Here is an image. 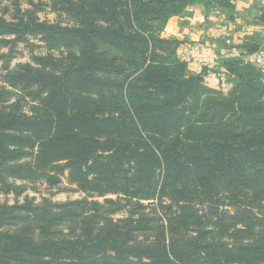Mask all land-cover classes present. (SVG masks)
<instances>
[{
	"label": "trees",
	"instance_id": "1",
	"mask_svg": "<svg viewBox=\"0 0 264 264\" xmlns=\"http://www.w3.org/2000/svg\"><path fill=\"white\" fill-rule=\"evenodd\" d=\"M195 4L234 18L232 0H0V193L67 173L85 194L0 201V264H264V81L242 58L261 39L212 88L163 36Z\"/></svg>",
	"mask_w": 264,
	"mask_h": 264
},
{
	"label": "crops",
	"instance_id": "2",
	"mask_svg": "<svg viewBox=\"0 0 264 264\" xmlns=\"http://www.w3.org/2000/svg\"><path fill=\"white\" fill-rule=\"evenodd\" d=\"M263 3L260 0H240L236 6L235 19L229 24L217 11L207 13L202 4H195L184 13L170 18L163 35L179 40L178 53L188 62L191 73L203 76L210 86L215 85L217 77L225 75L223 83L227 84L230 82L228 76L217 73L223 69L219 64L227 58L240 55L237 46L242 43L247 29L264 37V26L258 23L261 17L258 10ZM232 82L228 84L232 85Z\"/></svg>",
	"mask_w": 264,
	"mask_h": 264
},
{
	"label": "rangeland",
	"instance_id": "3",
	"mask_svg": "<svg viewBox=\"0 0 264 264\" xmlns=\"http://www.w3.org/2000/svg\"><path fill=\"white\" fill-rule=\"evenodd\" d=\"M263 1L264 0H260ZM233 4H234V18H231L230 15V9L226 8V7H221L219 9H215V10H211V11H217L218 15L224 19V22H228L229 21L235 19V14H236V6L237 3L240 2V0H232ZM208 13V11H206ZM258 13L261 15V17H259L258 19L260 21H258V23L263 24L264 26V3L259 7ZM259 15V16H260ZM39 16L42 18V20H50V21H63V22H67V19L62 16L61 14L54 12L51 8L49 7H45L44 10L39 12ZM254 24V23H253ZM250 28V27H249ZM164 31V30H163ZM248 32V33H247ZM247 32L244 33L245 37L242 40V42L246 39L248 40H253L255 39L254 36H258L259 39H261V49L258 50L257 52H254L251 55H245L248 57H242L243 59H245L246 61L251 62L253 65H255L262 73L261 78L264 81V37H262L261 34L256 33V32H249V30L247 29ZM260 35V36H259ZM164 36V35H163ZM262 37V38H261ZM34 42H36V44H38V46L36 48H34L35 52L38 53H46V48L45 45L37 40L34 39ZM241 44V43H239ZM31 47L26 46L25 43H20L19 47H18V52L16 57L12 60L11 65H17L19 63H25V62H31L32 61V55H31ZM2 65V62L0 61V67ZM219 65H221L223 67V69L217 73H221V74H225L224 72V61H222V64L220 63ZM219 70V69H217ZM193 74V73H191ZM197 76H200V74H194ZM203 77V76H201ZM223 79H220L222 78ZM225 75L217 77L218 79H216L215 81V85L211 86L214 89L217 90H222L224 93H228L229 90L233 87V82L231 81L230 78H228L230 80V82H227V84H224L223 81L225 80ZM221 80V81H220ZM232 82V85H230ZM230 83V84H228ZM62 177V181L60 183H58L57 185H49L46 181H39L37 183H31L29 184V187L27 189V191L25 193H23L22 195H20L19 197H16L15 194H3L0 193V201H7L9 203H14L15 200L18 198L19 200H24L26 197H30V198H35L37 202L41 201V199L43 197H50L51 199L55 200V201H66L68 199H79L85 196L84 193H82L78 187L75 184H71L70 181L68 180L67 177V173L64 175H61ZM115 197V196H112Z\"/></svg>",
	"mask_w": 264,
	"mask_h": 264
}]
</instances>
